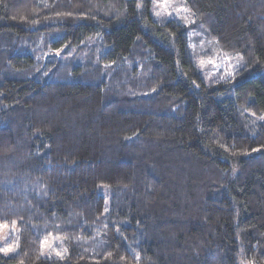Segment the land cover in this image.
<instances>
[{
    "label": "trees",
    "instance_id": "obj_1",
    "mask_svg": "<svg viewBox=\"0 0 264 264\" xmlns=\"http://www.w3.org/2000/svg\"><path fill=\"white\" fill-rule=\"evenodd\" d=\"M153 1L0 0V264H264V0Z\"/></svg>",
    "mask_w": 264,
    "mask_h": 264
},
{
    "label": "rangeland",
    "instance_id": "obj_2",
    "mask_svg": "<svg viewBox=\"0 0 264 264\" xmlns=\"http://www.w3.org/2000/svg\"><path fill=\"white\" fill-rule=\"evenodd\" d=\"M152 12L155 18H176L189 26L190 46L196 50L195 53L198 52V63L203 73L207 70L210 75H221L233 71L236 55L217 52L219 49H214L215 47L206 41L203 31L197 27L193 14L183 0H154ZM7 230V227L0 226V248L4 251L8 249L5 252L11 254L15 251L14 248L4 246Z\"/></svg>",
    "mask_w": 264,
    "mask_h": 264
},
{
    "label": "snow or ice",
    "instance_id": "obj_3",
    "mask_svg": "<svg viewBox=\"0 0 264 264\" xmlns=\"http://www.w3.org/2000/svg\"><path fill=\"white\" fill-rule=\"evenodd\" d=\"M5 251H8V249H5Z\"/></svg>",
    "mask_w": 264,
    "mask_h": 264
}]
</instances>
